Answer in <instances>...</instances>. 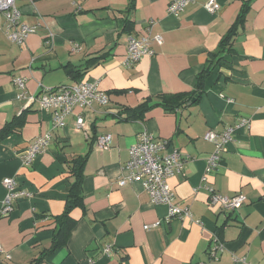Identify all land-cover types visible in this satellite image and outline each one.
<instances>
[{
    "label": "crops",
    "instance_id": "obj_1",
    "mask_svg": "<svg viewBox=\"0 0 264 264\" xmlns=\"http://www.w3.org/2000/svg\"><path fill=\"white\" fill-rule=\"evenodd\" d=\"M207 1L192 0L175 15L168 0H17L22 21L36 26L24 44L7 38L0 11V130L24 119L19 131L0 140V242L11 254L1 264L38 258V264H264V0H216L220 9L214 13L205 8ZM246 4L231 51L219 53ZM131 35L148 36L155 53L129 67ZM96 55L102 56L98 62L86 63ZM210 60L214 68L197 102L155 105L143 118L125 119L126 107L195 90ZM86 66L78 77L71 73ZM17 76L26 77L21 97ZM81 80L106 92L109 103L76 107L65 126H55L36 97L45 88ZM78 116L85 121L81 128ZM228 126L236 127L234 138L218 169L209 171L216 144L205 133ZM144 131L186 156L168 183L192 218L169 216V206L152 202L139 182L120 185L129 148ZM108 133L111 145L101 150L98 138ZM43 135L50 136L48 145L25 164V149ZM85 154V207L72 211L77 223L68 242L45 255L74 180L71 161ZM10 177L31 195L15 200L4 216L3 180ZM208 186L246 200L226 211L212 202ZM214 236L224 244L217 259L209 256Z\"/></svg>",
    "mask_w": 264,
    "mask_h": 264
},
{
    "label": "built area",
    "instance_id": "obj_2",
    "mask_svg": "<svg viewBox=\"0 0 264 264\" xmlns=\"http://www.w3.org/2000/svg\"><path fill=\"white\" fill-rule=\"evenodd\" d=\"M192 0H168V11L178 15L184 7ZM205 8L214 13L220 9V4L216 0H208ZM0 11L5 16L4 32L7 38L14 43L24 44L27 38L36 32V26L24 23L21 19V10L17 5V0H0ZM158 41H162L160 37ZM155 50L151 45L148 36L140 38L129 36L127 42V53L125 64L132 66L145 55H153ZM14 82L21 89L19 96L25 95L26 77L17 76ZM34 99V96H30ZM40 108L49 112L52 116L55 126H65L66 118L72 114L76 107H93L97 102L101 105H107L110 101L109 95L98 89V87L86 80L77 81L72 84H66L53 88L43 89L36 97ZM77 127L84 126L83 117L78 116ZM241 124H248V120L242 119ZM236 127L228 126L223 131L218 132L210 130L205 133V139L213 141L216 144V150L208 158V170L215 171L220 166L221 152L226 145L234 138ZM50 140L49 135L37 137L24 151L22 158L25 164H30L44 150ZM112 142L111 134H104L98 138L97 147L101 150L108 149ZM130 159L124 169L126 175L120 179V185L128 182H139L149 194L151 201L156 204H166L169 206V216L177 218H192V213L187 206H181L176 201L175 194L168 183V179L176 173L182 171L186 156L174 147L168 140L156 139L154 136L144 131L138 140L129 148ZM3 185L7 189V196L2 204V215H8L13 209L14 201L22 197L30 196L31 193L22 188L16 178L10 177L3 180ZM211 192L212 202H219L226 211L239 209L246 200L243 194L227 196L208 186ZM224 249V244L218 236H214L209 248L211 259H217L218 254ZM106 252L110 248L105 249ZM3 257V258H2ZM3 259L10 260L11 254L6 251L0 242V264ZM245 264H249L244 262ZM200 264H208L202 262Z\"/></svg>",
    "mask_w": 264,
    "mask_h": 264
},
{
    "label": "trees",
    "instance_id": "obj_3",
    "mask_svg": "<svg viewBox=\"0 0 264 264\" xmlns=\"http://www.w3.org/2000/svg\"><path fill=\"white\" fill-rule=\"evenodd\" d=\"M133 3L134 0H132V4ZM248 8V4L243 7L241 13L238 16L235 26H233L228 32V34L224 37L220 46L219 53L231 51L234 35L238 32V26H244ZM127 26H130V22L127 23ZM100 58H102V56H92L86 60V63L92 64L94 61L98 62V59ZM220 61L221 60L219 59L218 62ZM87 68L88 67L86 66L84 67V69L72 70L71 73L74 75V77H78L83 74V71ZM213 68L214 63L212 62V60H210V62L206 65L202 73L198 76L196 89L192 92L178 93L173 95H161L159 97L158 102H153L152 98H149L144 104H141L138 107H126V109L124 110L125 113H127L125 119L143 118L144 115L155 105L162 104L168 108H175L180 105H185L192 100L197 102L203 94L205 78L212 71ZM23 124V116L14 118L11 122H9L0 130V140L5 138L12 132L19 131ZM87 159L88 154H85L80 155L71 161V173L74 177V180L71 183L69 195L66 200L63 212L55 217L56 226L53 233L52 244L47 249L45 255H47L51 251H54L58 247L65 245L68 242L71 232L77 223V220L72 215V211L77 207H85L82 185L85 177L84 167ZM41 260L42 258L35 259L31 264H38Z\"/></svg>",
    "mask_w": 264,
    "mask_h": 264
},
{
    "label": "water",
    "instance_id": "obj_4",
    "mask_svg": "<svg viewBox=\"0 0 264 264\" xmlns=\"http://www.w3.org/2000/svg\"><path fill=\"white\" fill-rule=\"evenodd\" d=\"M194 101V100H193Z\"/></svg>",
    "mask_w": 264,
    "mask_h": 264
}]
</instances>
